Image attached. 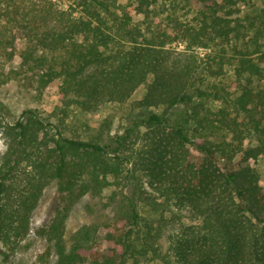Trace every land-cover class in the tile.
<instances>
[{
	"label": "trees",
	"instance_id": "trees-1",
	"mask_svg": "<svg viewBox=\"0 0 264 264\" xmlns=\"http://www.w3.org/2000/svg\"><path fill=\"white\" fill-rule=\"evenodd\" d=\"M248 2L74 0L60 9L0 0V56L9 65L19 58L5 79L56 83L60 102L10 121L0 108L9 141L0 163V264H13L52 181L57 201L36 233L56 264H264V190L254 167L264 156V10L243 13ZM140 86L121 134L82 138L68 129L76 113L124 103ZM111 186L121 196L112 218L82 226L67 249L69 209ZM172 204L191 222L161 254Z\"/></svg>",
	"mask_w": 264,
	"mask_h": 264
},
{
	"label": "rangeland",
	"instance_id": "rangeland-1",
	"mask_svg": "<svg viewBox=\"0 0 264 264\" xmlns=\"http://www.w3.org/2000/svg\"><path fill=\"white\" fill-rule=\"evenodd\" d=\"M60 9H68L74 4V0H49ZM161 9V8H160ZM264 10V0H249L247 5L243 7V13L253 15L254 12ZM182 13V11H180ZM165 14V13H164ZM185 16V15H184ZM187 16V15H186ZM189 13L187 17H191ZM142 17H138V19ZM1 28V25H0ZM1 30V29H0ZM15 33V31L13 32ZM23 40L18 39L15 42L17 51L23 48ZM182 49L181 46L172 45ZM203 54V51H199ZM19 63L18 55L16 54L12 65H9L2 56H0V108L4 113V119L10 121L16 119L20 113L27 108H34L40 112L48 114L55 107L60 105L57 96V84H50L46 88L39 89L35 79L27 75L5 79V73L10 68L16 67ZM144 93V86H140L129 100L124 103H105L96 111L86 114L76 113V117H71L70 130L76 131L82 138L102 137L106 140L108 137L122 133V129L127 125L128 115L131 112L132 105L135 101L140 100ZM211 110H216L217 104L210 103ZM9 141L0 134V163L2 162ZM260 177V185L264 190V156H261L254 163ZM142 183L146 187V180L142 179ZM119 190L114 186L103 190L99 195L86 194L77 200L69 209L65 223L63 242L67 249L73 244L76 232L85 225L93 222L103 223L112 218L114 207L120 199ZM147 191L151 194L150 189ZM116 193V194H115ZM57 201V185L55 181L50 182L43 196L33 211L31 216V232L21 241L16 247L12 262L13 264H56V255L53 250L47 248L45 237L39 236L36 231L49 220L53 213ZM146 208V207H145ZM165 217L168 223L161 228V233L158 239V245L161 254L167 252L169 240L180 227V223L188 224L191 222L190 213L187 210H179L175 205H169ZM104 229L100 227L97 232L96 240L100 252H104L107 248V243L103 239ZM79 264H92L91 260H86ZM127 264H133L129 262Z\"/></svg>",
	"mask_w": 264,
	"mask_h": 264
}]
</instances>
